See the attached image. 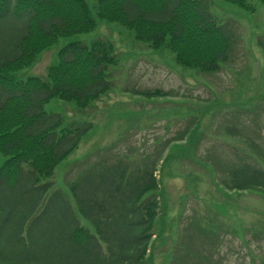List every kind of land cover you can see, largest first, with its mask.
<instances>
[{"label":"trees","instance_id":"obj_1","mask_svg":"<svg viewBox=\"0 0 264 264\" xmlns=\"http://www.w3.org/2000/svg\"><path fill=\"white\" fill-rule=\"evenodd\" d=\"M228 1L252 9L247 0ZM96 14L133 29L151 47L167 45L178 63L201 71L220 70L236 42L235 30L217 19L210 0H98ZM8 16L23 27L0 47V188L24 185L23 194L30 195L31 211L20 221L19 240L30 241L32 230L43 232L35 231L38 216L32 220L43 198L47 217L41 245L24 244L6 257L8 264H148L160 208L156 167L162 151L140 158L114 152L86 159L68 181L71 197L53 180L58 165L92 124L64 125L63 116L46 111L45 105L58 97L85 108L107 92L112 67L118 64L114 44L101 37L90 44L69 43L46 79H19L14 72L31 65L42 49L60 36L93 30L97 17L86 0H0V20ZM259 43L264 48V40ZM135 92L169 94L159 88ZM235 129L228 126L249 152L239 151L237 160L218 155L210 161L225 166L220 170L225 188L264 196V145ZM0 208L6 207L0 202Z\"/></svg>","mask_w":264,"mask_h":264},{"label":"rangeland","instance_id":"obj_2","mask_svg":"<svg viewBox=\"0 0 264 264\" xmlns=\"http://www.w3.org/2000/svg\"><path fill=\"white\" fill-rule=\"evenodd\" d=\"M86 1L97 17L98 0ZM210 1L217 19L236 33L230 60L216 72L184 66L167 45L151 47L133 29L98 17L93 30L60 36L31 65L14 72L19 79H46L48 68L59 63L60 50L69 43L90 44L101 37L114 44L118 64L112 67L107 92L85 108L58 97L45 105L46 111L63 116L64 125L92 124L58 165L53 180L68 194V181L88 158L114 152L140 158L162 151L156 167L160 208L148 264H264V196L256 190L225 188L221 182L225 174L220 173L225 166L218 168L210 161L214 151L205 154L221 141L249 152L242 139L220 132L229 125L227 119L233 128L248 130L247 136L264 145V48L259 43L264 40V3L247 0L252 7L247 9L228 0ZM22 27L12 16L2 18L0 47ZM156 88L169 94L135 92ZM3 160L0 156V165ZM24 191V185L0 188V202L6 207L0 208V264H8L6 257L24 244L40 246L44 240L46 198L32 218L38 216L35 231L43 232L32 230L30 241L16 236L22 217L31 211L30 195Z\"/></svg>","mask_w":264,"mask_h":264},{"label":"crops","instance_id":"obj_3","mask_svg":"<svg viewBox=\"0 0 264 264\" xmlns=\"http://www.w3.org/2000/svg\"><path fill=\"white\" fill-rule=\"evenodd\" d=\"M224 119H226V118H224ZM224 119H223V123L225 121ZM226 122H227V124L229 123V125H226L225 127L223 126L220 128V132H222V133H226L227 131L229 132L228 126H231L233 124L229 121V119H227ZM235 130H236V133L239 132L238 129H235ZM231 135H232L231 136L232 139H239L236 135H234V134H231ZM212 151H214V153L212 154V157H215L218 155L219 156H228V158H229L228 160H230V161H232L231 159L234 156L239 154V149L236 146H234L232 144H230V145L226 144L225 142H222V141L218 142L216 149H213V150L210 149L205 154H207V153L210 154V152H212ZM220 173H222V171Z\"/></svg>","mask_w":264,"mask_h":264}]
</instances>
